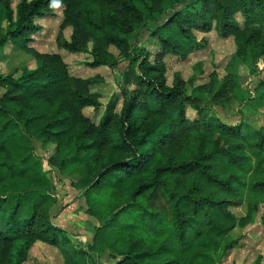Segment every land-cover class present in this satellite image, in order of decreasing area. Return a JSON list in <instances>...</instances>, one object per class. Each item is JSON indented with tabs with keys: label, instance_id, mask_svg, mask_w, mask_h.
Instances as JSON below:
<instances>
[{
	"label": "trees",
	"instance_id": "1",
	"mask_svg": "<svg viewBox=\"0 0 264 264\" xmlns=\"http://www.w3.org/2000/svg\"><path fill=\"white\" fill-rule=\"evenodd\" d=\"M55 6L61 48L87 52L91 67L129 64L104 107L96 75L74 74L59 51L32 43L37 19ZM0 8V45L15 42L36 60L18 76L0 72V264H21L36 241L58 248L65 264H102L105 249L112 264H218L231 230L264 204V124L224 121L196 90L220 103L237 84L236 58L260 72L264 0H0ZM211 29L234 42L226 75L212 70L194 83L197 62L196 72L175 70L168 82L165 56L185 59L205 45L196 31ZM144 32L153 46L141 42ZM85 107L101 113L93 119ZM36 140L51 145L47 156L35 152ZM44 158L80 168L77 196L96 221L90 240L75 244L53 220L56 185ZM241 204L237 215L231 207Z\"/></svg>",
	"mask_w": 264,
	"mask_h": 264
},
{
	"label": "rangeland",
	"instance_id": "2",
	"mask_svg": "<svg viewBox=\"0 0 264 264\" xmlns=\"http://www.w3.org/2000/svg\"><path fill=\"white\" fill-rule=\"evenodd\" d=\"M60 9L59 6H55L53 13L37 19L41 28L33 34L32 43L39 50L59 51L68 63L70 72L81 76L96 75L99 81L93 84L92 89L100 93V100L104 107L112 92H119L118 84L123 80L121 74L129 64L127 60H123L118 63L115 69H111L109 66L91 67L85 63L88 58L87 52H69L61 48L55 38L61 17ZM2 12L3 9L0 8V30L4 31L7 20L4 15L2 16ZM238 18L241 20L240 16ZM64 33L67 36L69 28H66ZM196 35L204 36L206 39L203 47L192 51L185 59L173 54L165 56L168 82H171L175 70H179L185 78L196 72L195 64L197 62L201 63V70L195 77L194 83L207 81L208 73L212 70H216L220 79L226 75L227 69L224 66L235 48L232 36L220 37L214 29L208 32L196 31ZM147 37V33L144 32L141 42L153 46L154 44L148 42ZM111 50L116 51L114 46H111ZM257 64L260 72L254 73L253 64L249 59H235L233 70L236 74L237 84L220 99H214L221 101L220 103L212 101L206 93L201 91L196 90V94L202 96L204 102H210L209 112L213 111L224 121L233 123L241 120L244 124L257 129L264 124V83L261 81L264 80V58L259 59ZM35 65V58L22 50L19 44L8 41L7 45H0V72H13L15 76H18L23 70L33 68ZM186 89L190 93L194 91V87L190 84L186 85ZM84 112L93 119H97L101 108L96 110L92 107H85ZM187 112L189 115L194 114V110L191 108H188ZM34 146L35 152L44 157L51 150V145H44L37 140L34 142ZM43 166L56 185L57 203L54 210H58L53 216V220L71 234V239L75 244H79L81 239L90 240L96 221L86 212L87 205L84 197L77 196L79 187H76L75 183L78 181L80 168L68 166L60 170L48 164L45 158ZM247 197L245 195L244 200ZM243 205L231 207V210L237 215H244L246 210ZM229 238L233 239V242L219 257L218 264H255L257 255L264 253V204H260L246 224L236 225L231 230ZM99 261L102 264L113 263L107 249L101 253ZM21 264L65 263L58 248L43 241H36L30 247L27 257L22 260ZM86 264H92L89 257H87Z\"/></svg>",
	"mask_w": 264,
	"mask_h": 264
},
{
	"label": "crops",
	"instance_id": "3",
	"mask_svg": "<svg viewBox=\"0 0 264 264\" xmlns=\"http://www.w3.org/2000/svg\"><path fill=\"white\" fill-rule=\"evenodd\" d=\"M7 45V42L5 44H3V46Z\"/></svg>",
	"mask_w": 264,
	"mask_h": 264
}]
</instances>
